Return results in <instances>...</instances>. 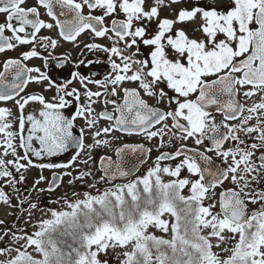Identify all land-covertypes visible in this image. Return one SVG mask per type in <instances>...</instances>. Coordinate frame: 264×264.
Wrapping results in <instances>:
<instances>
[{
  "label": "snow or ice",
  "instance_id": "snow-or-ice-1",
  "mask_svg": "<svg viewBox=\"0 0 264 264\" xmlns=\"http://www.w3.org/2000/svg\"><path fill=\"white\" fill-rule=\"evenodd\" d=\"M25 4L0 0L5 17L0 53L25 44L54 50L56 39H38L42 29L56 28L73 43L88 31L112 41L111 47L85 45L107 54L110 71L103 80L72 72L57 84L46 71L22 62L38 58L50 68L52 52L42 56L35 46L21 59L4 62L0 102L11 101L19 115L0 107V204H28L22 213L32 216L37 210L48 218L39 219L31 234L4 230L0 264H264V0H154L147 8L146 0ZM40 8L55 24L40 18ZM165 8L169 16L161 17ZM152 23L156 28L150 32ZM26 28L30 38L20 35ZM73 81L83 91L71 87ZM30 83L56 94L51 100L39 93L21 95ZM120 93L122 103L111 99ZM32 102L42 106L39 117H25ZM101 102L104 110L98 112ZM68 108L70 116L63 111ZM77 120L84 123L74 135ZM100 120L110 123L100 128ZM113 132L157 141L159 154L146 174L136 176L138 166L129 167L125 158L139 153L142 164L152 147L125 144L115 149V159L99 158L96 183L110 187L101 191L89 184L97 194L84 192L83 199L80 193L73 192L74 200L65 194L67 210H45L32 202L33 193L37 199L52 193L65 177L70 185L96 179L94 152L112 147L118 137H107ZM168 145L174 150L164 151ZM70 150L66 162H45ZM164 161L175 163L162 166ZM32 168L40 170L39 177L30 188L21 187ZM44 170L52 172L50 181ZM44 183L47 187H40Z\"/></svg>",
  "mask_w": 264,
  "mask_h": 264
},
{
  "label": "flooded vegetation",
  "instance_id": "flooded-vegetation-1",
  "mask_svg": "<svg viewBox=\"0 0 264 264\" xmlns=\"http://www.w3.org/2000/svg\"><path fill=\"white\" fill-rule=\"evenodd\" d=\"M31 6H36V0H26V4L24 5V7H31ZM39 11L41 13V17H40L41 19H43L46 23L55 24V22L52 21L51 18L46 15V10H44L43 8H40ZM84 14L85 15L88 14V11L86 8H85ZM92 14L94 15L95 12ZM4 21H5V17L3 15H0V23H3ZM110 25H111V21L106 26L110 27ZM31 31L32 30L30 28H26V32L21 33L20 35L23 37L25 36V34H28L30 38ZM58 32L59 30L56 28H53L52 30L42 29L41 32L37 34L38 39L41 36H50L53 39H56L58 41V44L54 50L51 48L43 49L39 44H36V45L25 44V45H18L14 50L0 53V72L4 71L3 64L6 60L21 59L22 54L24 52L32 50L33 46H35L36 50L40 52L42 56H47L48 52H52V59L49 60L50 68L45 69L43 67L44 61L38 58H33L31 60L22 61V62L27 67H39L41 71H46L47 74L50 76V78L53 81H55L57 84L62 83L64 80L70 79L72 72H78L81 76H84V77H87L93 80H103L105 75L108 74L110 71L109 65L107 63V59H108L107 54L101 51L100 52L95 51V53L92 54V50H89L85 47L86 44L90 43V39H92L93 41H98L100 39L102 40L103 38L95 37L93 33L86 31L82 33L80 37L77 38V41L75 43H73V42H68V41L63 40L61 37H59ZM5 35L10 36L11 33L6 31ZM113 39H115V37H113ZM65 56L69 58L66 62L64 61ZM81 60L84 61L83 64L79 63ZM90 61L92 63H89ZM95 61H100V62L96 63ZM57 63H63L64 66L61 68H57L56 67ZM33 75H36V74L33 73ZM43 87H44L43 85H37L35 83H30L25 89V93H22L21 95L39 93V94H43L47 100H51V98L56 94L55 89L44 92ZM71 87H76L77 89H80L81 91H83V86L78 81H73ZM88 87L93 91L97 90V86L95 84H89ZM144 98L147 99L146 97ZM111 99H115L118 102L122 103V93H120L116 97H111ZM148 102L150 104L154 103V101H149V100ZM5 106L13 108V112L16 115H19L18 110L14 107L11 101L7 102V104L0 102V107H5ZM95 107L98 112L104 110V105L102 102L100 104L95 105ZM112 108H113L112 105H108L107 110L111 112ZM41 110H42V106H40L36 102H32L30 103V105H27L25 108V117L27 115H36L37 117H39V111ZM63 111L65 115H69V116L73 113L72 108L64 109ZM78 121H82V120L76 121L77 127L74 129V135L79 134V129L81 126L79 127ZM99 123H103L104 126H108L110 122L105 121V120H100ZM28 127H30V125H28ZM114 133L125 139L140 140L144 138L143 136L127 135V134L119 133V132H114ZM24 134L27 135V131ZM138 144H144V143L134 142V143H129L128 145H138ZM34 146L39 147L38 144H35ZM122 146L123 145L119 147H122ZM145 147L147 146L145 145ZM62 155L66 156V153ZM111 157L115 159V151L113 152V155ZM32 159L34 162H40V161H37L35 157H33ZM48 159H51L52 161H56L57 157L46 158L45 161L47 162ZM149 159H150V154L148 155L147 162L142 166L140 171L147 164H149ZM166 162H169V161H166Z\"/></svg>",
  "mask_w": 264,
  "mask_h": 264
},
{
  "label": "rangeland",
  "instance_id": "rangeland-1",
  "mask_svg": "<svg viewBox=\"0 0 264 264\" xmlns=\"http://www.w3.org/2000/svg\"><path fill=\"white\" fill-rule=\"evenodd\" d=\"M154 3V0H146V4L145 7H149L150 5H152ZM99 14L98 12H95L94 15ZM161 17L164 16H169V10L168 9H162L160 12ZM119 18H123V16L119 17ZM111 21V18H106L105 24H109V22ZM156 28L155 23H152L150 25L149 31H154ZM98 43L101 44L105 47H111L112 46V41L108 40L107 38H103L102 40H98V41H93L92 39H90V43ZM121 47H123V45H120ZM143 47V46H142ZM144 51H147V49H144ZM102 52V51H101ZM76 53V52H75ZM95 51L92 50V54H94ZM119 62V61H117ZM131 86V85H129ZM147 100L149 101H153L151 98L146 97ZM161 107H163V105H160ZM83 120L82 121H78L79 127L83 126ZM98 127L103 128L105 127L103 125V123H99ZM112 137H118V139H113L112 140V147L109 149H97L94 152V157H95V163H93L91 165L92 170H93V174L95 176L96 179H93L91 177H87L85 181H77L74 185H70L68 184V179L69 177H65L64 181L61 183V186L59 188H57L54 192L52 193H48V192H44L42 194H40L39 199L36 198V194L33 193V196L30 197V199L32 200V202L34 203H38L40 208H43L45 210L47 209H55L57 211L60 210H67L64 204V200L62 199V197L67 194V196L69 197L70 200H74L75 197H73V192L76 193H80L81 196L80 198L83 199V193L84 192H89L93 195L97 194L96 193V188H99L101 191H103L105 188L110 187L111 185L107 184V183H96V181L99 179L101 173L99 171H97L98 167H97V162L99 160V158L101 156H112L113 152L115 151V149L121 145H125V144H129V143H134V142H143L147 147H152V152L150 153V159H149V164H147L136 176H141L146 174V171L149 167H151L153 165V162L155 161L157 155L159 154L156 147L154 146L157 141L154 140L152 142H148L145 140V138H142L140 140L138 139H125L123 137L118 136L117 134H115L114 132L111 134L110 137H107L109 139H112ZM189 146H194L192 145V142L189 141L188 142ZM164 151H172L174 150V146L172 145H168L165 149H163ZM72 155L71 150L66 153L65 155H61L58 156L56 161L57 163H62V162H66L69 160L70 156ZM46 162V161H45ZM170 163H175V162H162V166L163 165H167ZM11 167V166H9ZM81 170H84V166L80 165L79 166ZM12 171H15L14 169H12ZM58 171H63V169L58 170ZM77 174L74 172V175ZM186 173H182V176L185 175ZM18 175V174H17ZM40 175V170L37 168H32L30 169L27 173V180H26V185H23L21 187H28L30 188L33 181L35 179H37ZM43 175L45 177L48 178V180L50 181V178L52 176V172L49 170H44ZM165 180H168V177H164ZM122 182H126V181H122ZM122 182H115V183H122ZM4 181H0V184H3ZM92 183H96V188H91L89 187V184ZM40 187H47V184H41ZM5 191H11V189L9 188H5ZM187 191V190H185ZM25 195H27V192H25ZM49 201H59L58 203H49ZM18 202L16 201V199H13V204H17ZM24 208L27 209L29 207L28 204H24L22 206H18L15 208H9L6 205L0 204V220H3L4 223L0 224V235L3 234V231L6 229L11 228L14 232H16L18 235L19 233V229H25L29 234H31L33 231H35V228H33V225L37 223V221L39 219H47L48 216L45 215L44 212L41 211H37V210H33V215L29 216L27 212H21L20 209ZM19 216V219H17V217ZM25 221H29L28 223H25ZM159 234V233H157ZM4 247L3 243H0V248Z\"/></svg>",
  "mask_w": 264,
  "mask_h": 264
},
{
  "label": "water",
  "instance_id": "water-1",
  "mask_svg": "<svg viewBox=\"0 0 264 264\" xmlns=\"http://www.w3.org/2000/svg\"><path fill=\"white\" fill-rule=\"evenodd\" d=\"M59 10L57 9V12H58ZM59 19H61V20H63L64 19V17H58ZM135 154H137V155H135ZM135 154H132V153H129L127 156H126V162H127V164H128V166L129 167H132L133 165H136V166H138V169L140 170L141 169V167L147 162V159H146V162H144V163H140L139 162V153H135ZM97 167L99 168V162H98V164H97ZM138 170V171H139ZM138 171L135 173V174H137L138 173ZM52 177V176H51ZM50 180H51V178H50ZM117 181H121V180H117ZM116 182V181H115ZM109 185V184H108Z\"/></svg>",
  "mask_w": 264,
  "mask_h": 264
}]
</instances>
